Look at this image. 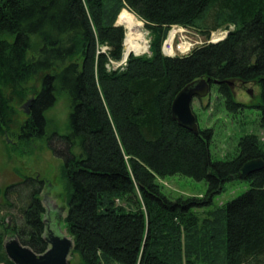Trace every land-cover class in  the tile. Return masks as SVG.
<instances>
[{
    "label": "trees",
    "instance_id": "1",
    "mask_svg": "<svg viewBox=\"0 0 264 264\" xmlns=\"http://www.w3.org/2000/svg\"><path fill=\"white\" fill-rule=\"evenodd\" d=\"M127 12L149 33V55L115 68L125 37L116 21ZM173 26L227 36L168 57ZM207 79L219 82L227 113L260 109L264 126V0H0V135L11 132L17 99L33 98L17 135L30 144L45 135L57 95L68 98L62 139H77L82 154L65 157L64 222L79 264H264V167L241 175L246 162L264 163L262 142L244 136L233 159L215 161L212 130L195 135L171 115L178 93ZM236 84L256 86V100L236 101ZM175 175L204 181L206 194L170 198L158 180ZM233 180L249 189L200 217ZM43 186L24 178L0 193V264H13L7 235L37 255L48 249Z\"/></svg>",
    "mask_w": 264,
    "mask_h": 264
},
{
    "label": "rangeland",
    "instance_id": "2",
    "mask_svg": "<svg viewBox=\"0 0 264 264\" xmlns=\"http://www.w3.org/2000/svg\"><path fill=\"white\" fill-rule=\"evenodd\" d=\"M129 14L131 13H124L121 18V25L119 23H116V25L123 27V21ZM134 17L138 19L135 15ZM123 29L125 30L124 27ZM143 30L146 33L148 48L143 55H149L151 38L144 26ZM124 32L126 34V30ZM226 33L227 31L220 29L211 33L207 39L196 30L173 26L168 32L165 41V46H168V44L172 46L173 53L172 49H164L163 52L166 56L172 53L169 57L186 55L189 53L188 50L182 52L179 49L181 43H188L192 50L205 43L217 41V37L220 38ZM124 42L125 37L123 45ZM124 63L122 59V62L113 63L112 66L116 68L122 64L124 65ZM249 92H251V96H249ZM234 94L236 101L249 104L256 100L259 90L252 84L245 86L236 84ZM30 95L27 94L13 103L18 112L15 123L11 126L10 133L0 135V193H3L6 187L21 183L24 178L42 181L44 186L40 197L46 210L45 222L55 235L70 238L64 222L67 214L68 189L66 179L63 176V167L66 156L72 154L75 157H79L82 151L77 139H62V137L71 133L69 129V101L65 95H57L54 106L46 113L47 129L45 135L27 144L23 141H17V135L19 128L26 119V115L20 112L19 108L32 98ZM191 108L195 114L198 128L200 130H212L210 155L213 160L227 161L233 159L238 154L239 140L247 135L257 136L264 146L263 112L260 109H245L237 115L227 113L215 85L211 86L206 98L193 99ZM158 182L162 187L163 193L173 199L201 198L207 191V185L204 181H195L185 176H169L158 180ZM248 189L249 184L246 181L233 180L227 182L224 185L223 192L213 198L210 206L196 210V212L200 217H203V213L221 207L223 204L242 195ZM27 193H29L28 188ZM9 199L11 200L10 202L15 200L14 197H9ZM12 216L18 218L16 210L10 211V216H6L10 225H13L14 222ZM10 238L12 236L7 235L5 239L8 240ZM68 262L69 264H79V258L77 255L72 256L69 254Z\"/></svg>",
    "mask_w": 264,
    "mask_h": 264
},
{
    "label": "water",
    "instance_id": "3",
    "mask_svg": "<svg viewBox=\"0 0 264 264\" xmlns=\"http://www.w3.org/2000/svg\"><path fill=\"white\" fill-rule=\"evenodd\" d=\"M116 23H118V20ZM226 36L227 34L224 38L217 41H211L210 43L220 42L224 40ZM162 53L166 56L163 52V47ZM129 55L130 54L124 57L123 48V62H126ZM133 55L138 56L136 54ZM212 84L217 85L219 82H211L209 79L195 81L183 88L172 102V118L180 127L195 135H198V126L196 117L192 112L191 104L195 98L199 100L206 98ZM229 85L231 86L232 84L229 83ZM249 96H251V92H249ZM32 101L33 98L27 100L25 104L19 108V111L25 115H29ZM263 167L264 163L261 159L248 161L242 166L241 175L247 177L254 172L260 171ZM46 241L49 247L41 255H37L30 248L22 246L15 237L6 240L3 244V248L7 258L13 264H69L68 256L73 249V241L70 238L55 235L47 224Z\"/></svg>",
    "mask_w": 264,
    "mask_h": 264
},
{
    "label": "bare ground",
    "instance_id": "4",
    "mask_svg": "<svg viewBox=\"0 0 264 264\" xmlns=\"http://www.w3.org/2000/svg\"><path fill=\"white\" fill-rule=\"evenodd\" d=\"M123 27L126 30L125 42H124V57L128 54L143 55L147 52V37L143 30V24L140 20L136 19L134 15L129 14L123 21ZM217 39V38H216ZM188 43H181L179 49L184 52L188 50ZM164 49L171 50L165 46ZM173 53V49H172ZM167 54V55H172Z\"/></svg>",
    "mask_w": 264,
    "mask_h": 264
},
{
    "label": "built area",
    "instance_id": "5",
    "mask_svg": "<svg viewBox=\"0 0 264 264\" xmlns=\"http://www.w3.org/2000/svg\"><path fill=\"white\" fill-rule=\"evenodd\" d=\"M226 34H227V33H226ZM226 34H225V35H226ZM212 35H213V34H212ZM225 35H224V36H225ZM224 36H220V38L217 37V39L220 40V39L224 38ZM165 41H166V40H165ZM165 43H166V42H164V43H163V46H162V47H163V50H164V47H165ZM209 43H210V42H209ZM167 47H169L170 49L172 48V46L169 45V44H168ZM172 49H173V48H172ZM190 50H191V48L189 47V48H188V52H189Z\"/></svg>",
    "mask_w": 264,
    "mask_h": 264
},
{
    "label": "flooded vegetation",
    "instance_id": "6",
    "mask_svg": "<svg viewBox=\"0 0 264 264\" xmlns=\"http://www.w3.org/2000/svg\"><path fill=\"white\" fill-rule=\"evenodd\" d=\"M31 107V106H30Z\"/></svg>",
    "mask_w": 264,
    "mask_h": 264
}]
</instances>
